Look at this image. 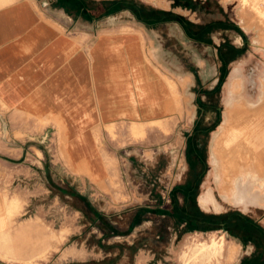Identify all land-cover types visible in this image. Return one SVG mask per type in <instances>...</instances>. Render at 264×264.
Masks as SVG:
<instances>
[{"label": "rangeland", "instance_id": "obj_1", "mask_svg": "<svg viewBox=\"0 0 264 264\" xmlns=\"http://www.w3.org/2000/svg\"><path fill=\"white\" fill-rule=\"evenodd\" d=\"M263 1L110 0L114 12L132 4L143 16L180 20L190 29L189 56L177 34L164 37L167 63L159 52V70L173 91L175 116L110 126L117 148L108 186L70 184L68 176L52 169L49 154L27 144L20 145L19 152L7 149L0 121V264H264V239L241 219L231 223L226 218L230 212L264 226L263 207L215 204L218 220L208 226L200 223L204 213L195 201L206 185L207 190L214 186L215 147L230 151L244 137L243 130L253 132L255 117L264 123L263 112L255 110L264 108ZM234 68L241 82L229 95L235 116L230 127L244 129L229 127L215 141L214 133L209 138L215 123L206 112L219 108L212 111L213 120L223 118L226 82ZM202 103L206 112L197 114L194 104ZM246 147L237 173L225 172L218 157L223 187L255 163L260 146L251 138ZM233 184L232 195L243 202L246 188ZM207 195L200 200L203 206L212 199ZM225 220L229 228L216 227ZM211 236L224 241L220 256L211 258L206 251L191 259L194 245ZM229 246L236 248L234 256H229Z\"/></svg>", "mask_w": 264, "mask_h": 264}, {"label": "crops", "instance_id": "obj_2", "mask_svg": "<svg viewBox=\"0 0 264 264\" xmlns=\"http://www.w3.org/2000/svg\"><path fill=\"white\" fill-rule=\"evenodd\" d=\"M111 4L110 0H0V121L5 126L7 149L19 152L20 145L27 144L49 154L52 169L68 176L72 185H110V164L117 148L109 133L111 125L175 116L173 91L159 70V52L164 62V37L172 39L176 34L188 56L191 51V35L182 21L143 16L132 4L114 12ZM124 14L130 16H120ZM237 80L241 82L235 68L226 82L228 97L219 122L213 120L216 114L212 112L219 108L206 112L205 104H194L197 114L209 113L215 123L209 134L211 138L214 133L215 141L219 132L229 129H224L226 109ZM255 110L264 114V108ZM260 120L255 117L253 132L243 130V139L232 147L247 152L252 138L261 149L255 163L243 167L232 179L237 189L246 188L243 202L225 192L215 154L214 186L207 190L206 185L195 199L204 213L203 224L217 222L214 214L220 212L215 204L264 208V123ZM208 193L212 199L203 206L200 198H208ZM241 217L230 212L226 216L231 223L241 219L244 227L264 239L263 225ZM228 220L216 227L229 228L225 225ZM232 247H228L229 256L236 254ZM250 249H254L252 243Z\"/></svg>", "mask_w": 264, "mask_h": 264}, {"label": "bare ground", "instance_id": "obj_3", "mask_svg": "<svg viewBox=\"0 0 264 264\" xmlns=\"http://www.w3.org/2000/svg\"><path fill=\"white\" fill-rule=\"evenodd\" d=\"M248 0H243V2H246ZM263 6H264V1H263ZM261 11V10H260ZM258 13H260L258 11ZM261 13H263L261 11ZM237 39L239 42H241V37L240 35L237 36ZM263 39V38H261ZM264 42V39H263ZM252 44V42H250ZM262 43V42H261ZM262 46V44H261ZM239 84L238 80L234 82L233 84V88ZM235 107V106H234ZM239 108V107H238ZM234 109V108H233ZM237 110V109H236ZM263 110V109H262ZM234 116V113L231 110V107L226 109V117H227V122L224 125V129L227 130L230 126V122L232 120ZM235 117V116H234ZM234 125V124H233ZM132 126V125H131ZM133 129V128H132ZM137 130L133 129V133H135ZM224 131V130H223ZM239 144V143H238ZM237 144V146H238ZM244 144V143H243ZM219 145L218 143L216 144V146ZM242 145V144H241ZM240 145V146H241ZM243 146V145H242ZM219 148L217 149V147H215V154L222 160V162L224 163L225 166V172H232L236 170V167L239 166V160L241 159V154L243 151H241L238 147H234L232 148L230 151H225L223 150L220 146H218ZM242 148V147H241ZM243 154H246L245 152H243ZM149 155V154H148ZM260 166V165H259ZM264 169V168H262ZM237 173V172H236ZM245 173V172H243ZM226 174V173H225ZM233 175V174H232ZM224 179V178H223ZM225 180V179H224ZM222 188V187H221ZM226 189V193L230 194L233 186H232V182L229 184V187L224 188ZM223 244L224 241L223 240H219L216 241L214 236L210 237V240L207 242H200L197 243L196 245H194V247H196V250H194L192 253H190L189 257L191 259L196 258L198 255H204V253L206 251H209L211 253V258L219 255L221 253V251L223 250ZM235 247H232V250H234ZM220 256V255H219ZM208 261V260H207ZM209 263V262H208ZM219 264V263H218Z\"/></svg>", "mask_w": 264, "mask_h": 264}, {"label": "trees", "instance_id": "obj_4", "mask_svg": "<svg viewBox=\"0 0 264 264\" xmlns=\"http://www.w3.org/2000/svg\"><path fill=\"white\" fill-rule=\"evenodd\" d=\"M186 28H187L188 32L190 33V35H191L190 29H189L188 27H186ZM233 28H234L236 31L240 32V29H238V27L234 26ZM193 34L195 35V33H193ZM185 217H187V216H185ZM187 220H189V219H187ZM202 221H203V218H200V223L203 224ZM208 226H209V224H208Z\"/></svg>", "mask_w": 264, "mask_h": 264}, {"label": "flooded vegetation", "instance_id": "obj_5", "mask_svg": "<svg viewBox=\"0 0 264 264\" xmlns=\"http://www.w3.org/2000/svg\"><path fill=\"white\" fill-rule=\"evenodd\" d=\"M237 36H238V34H236ZM239 42V41H238ZM240 43V42H239ZM233 71H235V68L233 69ZM227 80H228V78H227ZM222 117H223V114H222ZM223 119V118H222ZM222 122V121H221ZM234 186V185H233ZM233 191H234V187H233ZM231 195L233 194V192L232 193H230ZM204 197V196H203ZM202 197V198H203ZM202 198H200V200L202 199Z\"/></svg>", "mask_w": 264, "mask_h": 264}]
</instances>
